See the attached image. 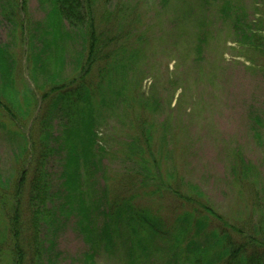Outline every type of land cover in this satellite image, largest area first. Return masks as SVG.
I'll list each match as a JSON object with an SVG mask.
<instances>
[{"label":"trees","instance_id":"16d2710c","mask_svg":"<svg viewBox=\"0 0 264 264\" xmlns=\"http://www.w3.org/2000/svg\"><path fill=\"white\" fill-rule=\"evenodd\" d=\"M27 1L4 0L3 13L14 41L24 43L36 90L38 72L48 80L40 102L25 80L19 91L13 44L0 45V142L23 140L14 175L0 172V264H54V233L74 214L88 246L86 264L101 256L123 264H264V183L241 152L232 171L241 192L255 191L257 222L250 225L227 221L183 170L164 166L184 152H176L173 120L159 119L161 103L143 92L135 73L128 47L144 37L133 38L110 11L100 16L101 0H38L46 15L36 36L26 29ZM218 8L237 50L251 53L249 62L264 71V0L253 3L252 14L239 0ZM211 36L200 23L195 63L204 61ZM69 47L81 53L67 74ZM114 114L128 134L112 148L128 167L122 172L104 163L111 149L98 129ZM165 196L179 206L172 221L141 203Z\"/></svg>","mask_w":264,"mask_h":264},{"label":"rangeland","instance_id":"374dc122","mask_svg":"<svg viewBox=\"0 0 264 264\" xmlns=\"http://www.w3.org/2000/svg\"><path fill=\"white\" fill-rule=\"evenodd\" d=\"M223 1L101 0L99 6L103 7L100 16L110 11L113 20L115 15L119 16L120 28L130 27L135 31L133 38L144 37L128 47L130 53L136 54L138 71L135 73L143 79V92L155 96L161 103L159 119L162 122L173 120L176 152H184L172 156L164 166L183 170L186 181L199 187L211 206L227 221L235 224L243 218L242 221L250 225L257 222V217L251 218L255 191L250 188L240 191L232 166L234 154L241 152L258 169L264 183V71L249 62L248 59H254L249 56L251 53L244 50L246 56L245 52L237 50L230 32L217 20L218 6ZM239 1L252 14L256 0ZM3 5L4 0H0V45L13 44L11 51L18 60L15 72L18 90L24 88L25 80L35 89L40 102L48 77L41 72L34 76L41 89L36 90L28 70L27 50L23 42L18 45V41H14L13 26L3 13ZM117 10H120L118 15ZM45 11L38 0L27 1L26 29L36 36L42 33L40 29L36 33L35 29L39 22L45 21ZM200 23L212 36L205 48L204 61L195 63V34ZM68 52L71 58L66 57L69 63L66 73L70 74L81 51L69 47ZM262 65L264 62L259 67ZM101 123L99 135L108 139L111 149L104 163L111 171L122 172L128 167L112 148L117 149L121 138H127L128 134L121 131L117 114ZM22 132L30 136L29 127ZM22 142V138L0 142V172L6 178L14 175L15 156ZM53 165L54 174L57 169ZM141 203L153 211L161 210L169 221L179 209L167 196L142 199ZM58 225V235L54 233L57 236L54 264H86L88 246L77 216L67 217ZM5 228L4 224L0 226L2 237ZM55 228L53 226V230ZM94 264L123 263L101 256Z\"/></svg>","mask_w":264,"mask_h":264}]
</instances>
